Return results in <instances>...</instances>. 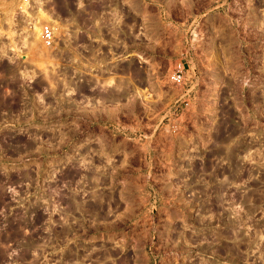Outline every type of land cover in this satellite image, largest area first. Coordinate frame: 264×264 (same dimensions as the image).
I'll return each mask as SVG.
<instances>
[{
	"label": "rangeland",
	"instance_id": "1",
	"mask_svg": "<svg viewBox=\"0 0 264 264\" xmlns=\"http://www.w3.org/2000/svg\"><path fill=\"white\" fill-rule=\"evenodd\" d=\"M46 6L0 60V264H264V0Z\"/></svg>",
	"mask_w": 264,
	"mask_h": 264
},
{
	"label": "built area",
	"instance_id": "2",
	"mask_svg": "<svg viewBox=\"0 0 264 264\" xmlns=\"http://www.w3.org/2000/svg\"><path fill=\"white\" fill-rule=\"evenodd\" d=\"M0 1H3L5 3H9L13 0H0ZM49 2H50V0H41L39 7L43 8V9H48V8H46L47 7L46 5ZM37 5H38V2H36L35 0H17V4L15 6L10 5V6L6 7V10L8 12L6 14V18H7V20L9 19L10 23H7V21L5 22L9 26L7 27L6 32L1 37L0 41H4V40L10 41L11 38L24 36L26 28H23V27H25L24 26L25 24L22 25V27L19 26L20 25L19 23L22 22L20 20L25 19V21L27 22V20L29 18V14L31 12H34L35 9L38 8ZM3 13L4 12H0V14H3ZM4 17L5 16H2V18H0V19H4ZM44 23L45 22H43V24L41 25V29H40V33H39V40L41 42V45L46 49V48L53 47L56 42H55V35L53 33L51 25L46 24V23L44 24ZM169 79L175 85H182L184 82V75L182 72V68L178 66L176 69H174L170 73Z\"/></svg>",
	"mask_w": 264,
	"mask_h": 264
},
{
	"label": "flooded vegetation",
	"instance_id": "3",
	"mask_svg": "<svg viewBox=\"0 0 264 264\" xmlns=\"http://www.w3.org/2000/svg\"><path fill=\"white\" fill-rule=\"evenodd\" d=\"M15 41H5V42H0V60H6V62L7 63H10V64H12V66L14 65H17L18 63L20 64V62H18V57H17V52H16V50L18 49V50H22V47L23 48H27V47H29L28 45H26V46H22L23 45V39L22 38H20V37H17V38H15L14 39ZM15 43V45H16V47L17 48H13L12 47V44L13 43ZM3 43V44H2ZM6 51V52H5ZM44 56H45V53H44ZM0 65H2V67H3V65H4V62H0ZM7 67L6 68V70L7 71H9V70H15V67ZM4 69V68H3ZM13 73V72H12ZM14 74V73H13ZM0 86H1V84H0ZM9 135H10V131H4V132H2L1 133V137H2V139L3 138H6V140H7V138L9 139ZM9 141V140H8ZM9 144H11V142H9ZM2 150H7V149H12L11 147H9V146H7V147H0ZM244 172V175L246 174L245 173V170L243 171ZM243 174V173H242ZM233 175V174H232ZM240 175V174H239ZM239 175H238V177H239ZM231 176V175H230ZM241 176V175H240ZM238 177H235V178H238ZM234 177L232 176V179H233ZM11 180H12V178H11ZM242 197V196H241ZM244 197V196H243ZM243 197H242V201H243ZM246 214H248V213H246ZM247 217V216H246ZM234 248V247H233ZM242 248H240V250L239 251H243V250H241Z\"/></svg>",
	"mask_w": 264,
	"mask_h": 264
},
{
	"label": "bare ground",
	"instance_id": "4",
	"mask_svg": "<svg viewBox=\"0 0 264 264\" xmlns=\"http://www.w3.org/2000/svg\"><path fill=\"white\" fill-rule=\"evenodd\" d=\"M36 2H38V8L37 9H35V13L34 12H31L32 14H29V18H28V20H27V22L25 23V27H23V28H26L25 29V33H24V36H20V38H22V39H26V35H27V32L29 31V27H32L33 26V23H37V25L38 26H40V28H41V25L43 24V22H45L46 24H47V19L45 18V17H43V18H40V14L41 13H45V14H49L50 13V11H49V9H43V8H41V7H39V5H40V3H41V0H35ZM34 13V14H33ZM45 14H44V16H45ZM35 15V16H34ZM47 16V15H46ZM44 23V24H45ZM51 25V24H50ZM51 27H52V30H53V33H54V28H53V26L51 25ZM54 35H55V33H54ZM39 30H37V32H36V39H34L33 38V40L30 42V46L31 47H33L35 44L36 45H38L37 44V42L39 41L38 39H39ZM30 37V36H29ZM17 38V37H16ZM15 38H11V40L10 41H15L14 40ZM56 40H57V37L55 36V42H56ZM0 42H5V41H0ZM16 42V41H15ZM24 42H26V41H24ZM3 44V43H2ZM73 44V42L71 43V45ZM75 44H77V43H75ZM1 45V44H0ZM36 45H35V47H36ZM54 47V46H53ZM53 47H51V48H53ZM49 48H46V50H48ZM6 52V51H5ZM73 83H72V81H71V85H72ZM222 189V188H221ZM222 197V196H221ZM220 197V198H221ZM221 200V199H220ZM221 202V201H220ZM218 204V203H217ZM241 218V217H240ZM233 219H235V218H233ZM243 221V220H242ZM233 222V221H232ZM238 222H240V221H238ZM235 223V222H234ZM231 224V223H230ZM237 224V223H236ZM238 225V224H237ZM231 226V228H232V231H235L236 230V228H235V224H232V225H230ZM231 231V232H232ZM221 233V232H220ZM234 235V234H233ZM225 236V235H224ZM235 237V236H234ZM220 238V237H219ZM235 239V238H234ZM236 240V239H235ZM240 240V239H239ZM253 240V239H252ZM248 242V241H247ZM236 243V242H235ZM250 244L251 243H249L248 245H249V247H250ZM246 245V244H245ZM251 245H253V244H251ZM256 246V245H255ZM235 254V253H234ZM235 256V255H234Z\"/></svg>",
	"mask_w": 264,
	"mask_h": 264
}]
</instances>
